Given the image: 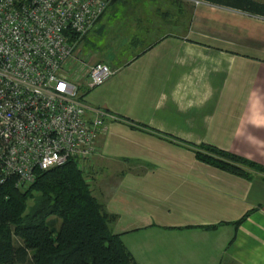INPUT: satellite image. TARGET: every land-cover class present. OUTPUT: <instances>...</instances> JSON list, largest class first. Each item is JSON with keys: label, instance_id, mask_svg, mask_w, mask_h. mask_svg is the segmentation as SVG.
I'll return each mask as SVG.
<instances>
[{"label": "crops", "instance_id": "obj_1", "mask_svg": "<svg viewBox=\"0 0 264 264\" xmlns=\"http://www.w3.org/2000/svg\"><path fill=\"white\" fill-rule=\"evenodd\" d=\"M237 4L113 0L85 38L82 61L117 72L82 86L113 117L83 173L137 264H264V174L194 150L264 166V14Z\"/></svg>", "mask_w": 264, "mask_h": 264}, {"label": "built area", "instance_id": "obj_2", "mask_svg": "<svg viewBox=\"0 0 264 264\" xmlns=\"http://www.w3.org/2000/svg\"><path fill=\"white\" fill-rule=\"evenodd\" d=\"M112 1L0 0V188L24 192L38 170L95 155L113 117L88 114L81 89L117 70L88 65L81 49Z\"/></svg>", "mask_w": 264, "mask_h": 264}, {"label": "trees", "instance_id": "obj_3", "mask_svg": "<svg viewBox=\"0 0 264 264\" xmlns=\"http://www.w3.org/2000/svg\"><path fill=\"white\" fill-rule=\"evenodd\" d=\"M228 5L235 0H207ZM239 9L264 14V5L239 0ZM197 158L212 167L247 176L264 174V166L209 145ZM76 161L37 171L26 192L12 183L0 188V264H137L109 217L93 197ZM34 204L30 207L29 200Z\"/></svg>", "mask_w": 264, "mask_h": 264}, {"label": "rangeland", "instance_id": "obj_4", "mask_svg": "<svg viewBox=\"0 0 264 264\" xmlns=\"http://www.w3.org/2000/svg\"><path fill=\"white\" fill-rule=\"evenodd\" d=\"M196 4H199V3H196ZM98 47H99V45H97ZM92 48H93V46H90V50H92ZM100 48V47H99ZM82 50V52H81V56H83L84 57V55H85V52H84V50H86L85 48L84 49H81ZM93 51H97V52H99V53H103V54H108V56H109V54H110V56H113V52L111 51V50H109V49H107V48H100V49H95V48H93ZM95 61V60H94ZM107 63H109V61H107ZM70 67V65H68V68ZM198 146H195V148H194V150H195V152H197V148ZM83 171L85 170V164H83ZM33 185V184H32ZM31 185V186H32ZM30 190V188H27V190H24V192H26V191H29ZM34 204V202H33V200H29V203H28V205L31 207L32 205Z\"/></svg>", "mask_w": 264, "mask_h": 264}]
</instances>
